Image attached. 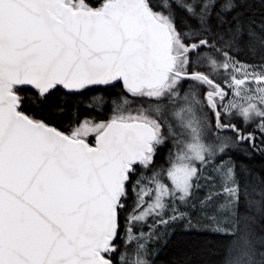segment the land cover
Segmentation results:
<instances>
[{
  "label": "snow or ice",
  "instance_id": "1",
  "mask_svg": "<svg viewBox=\"0 0 264 264\" xmlns=\"http://www.w3.org/2000/svg\"><path fill=\"white\" fill-rule=\"evenodd\" d=\"M162 257L264 264V0H0V264Z\"/></svg>",
  "mask_w": 264,
  "mask_h": 264
},
{
  "label": "trees",
  "instance_id": "2",
  "mask_svg": "<svg viewBox=\"0 0 264 264\" xmlns=\"http://www.w3.org/2000/svg\"><path fill=\"white\" fill-rule=\"evenodd\" d=\"M107 107V106H106ZM92 114H95V113H92ZM163 162V161H161ZM256 166L259 167L260 166V162L259 161H256ZM209 239H211V237H209ZM161 264H163V257H162V260H161Z\"/></svg>",
  "mask_w": 264,
  "mask_h": 264
}]
</instances>
